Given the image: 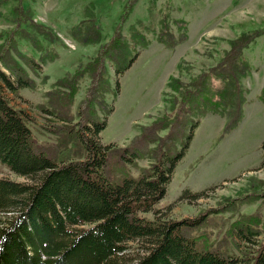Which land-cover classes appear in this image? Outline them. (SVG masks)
<instances>
[{"label": "trees", "instance_id": "1", "mask_svg": "<svg viewBox=\"0 0 264 264\" xmlns=\"http://www.w3.org/2000/svg\"><path fill=\"white\" fill-rule=\"evenodd\" d=\"M23 1L0 0V7L9 5L13 23L0 31V164L23 178L0 177V264H264V180L247 183L244 196L226 197L195 217L164 218L153 209L165 196L198 118L209 112L222 115L213 145L239 124L248 92L243 79L251 68L243 52L264 28L228 40L229 49L217 64L196 74L180 60L177 71L187 78L168 76L161 91L167 108L149 123L136 125L137 132L122 145L101 144L98 136L112 111L105 95L117 93L118 77L135 61L138 46L149 44L146 27L130 26L129 35L122 33L137 2L125 0L113 36L97 54L43 92L44 102L37 108L48 117L43 129L52 138L41 140L29 125L32 117L5 92L18 95L41 85L31 76L39 75V64L20 50L21 44L28 40L35 48L62 41L53 30H38L40 22ZM85 13L70 35L78 43L99 44L96 16L92 8ZM159 26L156 42L164 48L174 50L187 40V28L179 26L175 35L164 21ZM107 62L114 69L116 90ZM85 76L89 84L77 104ZM258 100L264 105V83ZM187 128L185 141L176 147ZM261 149L264 155V142ZM138 160L147 166L134 176L127 167ZM204 193L191 195L200 199ZM257 201L253 213H239L221 238L212 237L209 226L219 214H233L244 202ZM135 240L140 251L134 255L126 249Z\"/></svg>", "mask_w": 264, "mask_h": 264}, {"label": "rangeland", "instance_id": "2", "mask_svg": "<svg viewBox=\"0 0 264 264\" xmlns=\"http://www.w3.org/2000/svg\"><path fill=\"white\" fill-rule=\"evenodd\" d=\"M125 0H24L23 5L32 9V17L38 30H53L61 38L60 42L23 43L20 50L32 57L39 68V75L31 76L39 81L35 90L21 89L18 95L5 92L11 103L27 112L33 121L29 124L35 136L41 140L51 139L43 129L47 118L38 110L44 102V94L55 82L65 75L72 74L80 65L89 62L99 46L113 36V29L119 20ZM93 6V7H92ZM92 8L102 40L99 44L78 43L70 35L73 26L85 18V10ZM164 8V9H162ZM165 9H168L164 15ZM9 5L0 7V31L8 30L13 23L9 21ZM164 17V19H163ZM159 20L164 21L169 31L178 34L179 26L187 28V40L174 50L156 42L160 33ZM43 25V26H42ZM137 30L146 27L145 36L149 44L138 46V55L129 69L118 77L117 93L113 95L108 88L106 100L112 111L106 116V128L99 134L101 144L122 145L133 136L136 125L147 124L166 109L168 102L163 101L161 91L169 75L182 77L177 71V63L184 60L188 70L196 74L216 65L225 51L229 49L228 40L237 38L241 33L264 28V0H137L131 15L125 22L122 33L129 35V27ZM263 30L259 31L262 32ZM64 42V43H63ZM45 55V57L43 56ZM46 58L41 60V58ZM250 64V74L243 79L248 89L247 101L242 118L228 135L212 144L215 135L223 126L224 119L219 113H207L197 119V127L183 157L177 162L166 187L165 196L155 206L164 218L195 217L200 210L219 204L226 197L246 193L247 183L264 180V161L261 144L264 142V105L258 94L264 83V34L250 43L243 52ZM108 73L113 82V67L107 62ZM32 71V69H30ZM45 78V83L40 81ZM75 103L85 96L89 78L84 77ZM176 147L189 134L184 129ZM145 160H138L127 167L136 176L146 167ZM0 177L23 181L7 167L0 164ZM188 191L190 194L186 193ZM205 191L200 199L191 194ZM182 196H184L182 198ZM259 206L256 203L240 205L231 214H219L209 226L214 238H221L229 224L239 213H253ZM153 214L150 213V218ZM126 252L137 254V240L127 243ZM234 252L238 255L237 247Z\"/></svg>", "mask_w": 264, "mask_h": 264}]
</instances>
